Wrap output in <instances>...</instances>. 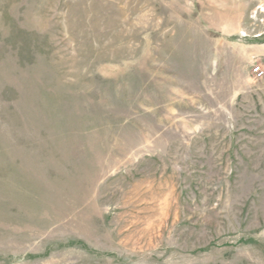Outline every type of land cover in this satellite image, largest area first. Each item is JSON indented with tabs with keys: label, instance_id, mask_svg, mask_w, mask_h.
Segmentation results:
<instances>
[{
	"label": "rangeland",
	"instance_id": "rangeland-1",
	"mask_svg": "<svg viewBox=\"0 0 264 264\" xmlns=\"http://www.w3.org/2000/svg\"><path fill=\"white\" fill-rule=\"evenodd\" d=\"M264 0H0V264H264Z\"/></svg>",
	"mask_w": 264,
	"mask_h": 264
},
{
	"label": "built area",
	"instance_id": "built-area-1",
	"mask_svg": "<svg viewBox=\"0 0 264 264\" xmlns=\"http://www.w3.org/2000/svg\"><path fill=\"white\" fill-rule=\"evenodd\" d=\"M251 73L252 75L259 81L264 82V68L256 62H252L251 64Z\"/></svg>",
	"mask_w": 264,
	"mask_h": 264
}]
</instances>
